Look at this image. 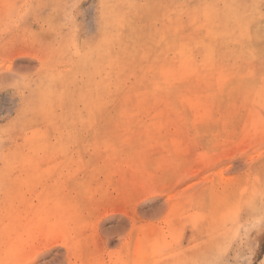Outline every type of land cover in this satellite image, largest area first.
<instances>
[{"label":"rangeland","instance_id":"obj_1","mask_svg":"<svg viewBox=\"0 0 264 264\" xmlns=\"http://www.w3.org/2000/svg\"><path fill=\"white\" fill-rule=\"evenodd\" d=\"M182 2L0 0V264H264V0Z\"/></svg>","mask_w":264,"mask_h":264},{"label":"bare ground","instance_id":"obj_2","mask_svg":"<svg viewBox=\"0 0 264 264\" xmlns=\"http://www.w3.org/2000/svg\"><path fill=\"white\" fill-rule=\"evenodd\" d=\"M182 1L184 2V0H182ZM183 2H182V3H183ZM162 3H163V2H162ZM165 3H166V2H165ZM180 3H181V2H180ZM163 5H164V3H163ZM182 5H183V4H182ZM164 6H165V5H164ZM255 24H256V23H255ZM186 31H187V29H186ZM198 31H200V29H199ZM198 31H197V32H198ZM200 32H201V31H200ZM193 34H194V33H193ZM197 34H198V33H197ZM197 34H195V35H197ZM201 34H202V33H201ZM251 34H252V32H251ZM200 36H201V35H200ZM202 36H203V35H202ZM179 37H180V36H179ZM211 37L213 38V36H211ZM211 37H208V38H211ZM214 37H215V36H214ZM165 38H166V37H165ZM212 38H211V39H212ZM209 40H210V39H209ZM243 40H245V39H243ZM247 41H249V40H247ZM218 42H219V41H218ZM230 43H231V42H230ZM233 43H234V42H233ZM214 44H215V43H214ZM230 45H231V44H230ZM243 45H244V44H243ZM228 46H229V45H228ZM251 46H252V45H251ZM242 47H243V46H242ZM218 48H219V47H218ZM243 48H245V47H243ZM243 48H242V49H243ZM244 50H245V49H244ZM218 52H219V51H218ZM245 52H246V51H245ZM256 53H257V52H256ZM248 54H249V52H248ZM262 57H263V55H262ZM252 58H253V57H252ZM263 58H264V57H263ZM259 59H260V57H259ZM258 62H259V61H258ZM247 67H248V66H247Z\"/></svg>","mask_w":264,"mask_h":264}]
</instances>
